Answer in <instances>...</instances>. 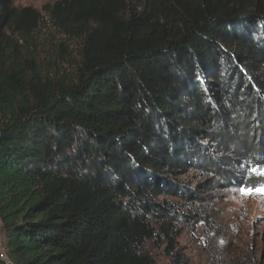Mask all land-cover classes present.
I'll list each match as a JSON object with an SVG mask.
<instances>
[{"label": "trees", "instance_id": "obj_1", "mask_svg": "<svg viewBox=\"0 0 264 264\" xmlns=\"http://www.w3.org/2000/svg\"><path fill=\"white\" fill-rule=\"evenodd\" d=\"M43 11L80 49L76 62L61 57L72 68L61 79L18 71L8 90L0 75L3 254L156 264L153 240L165 264H193L177 238L201 191L184 176L210 170L209 158L215 179L264 188V0H56ZM41 20L0 0V40L32 44Z\"/></svg>", "mask_w": 264, "mask_h": 264}, {"label": "rangeland", "instance_id": "obj_2", "mask_svg": "<svg viewBox=\"0 0 264 264\" xmlns=\"http://www.w3.org/2000/svg\"><path fill=\"white\" fill-rule=\"evenodd\" d=\"M54 1L13 0L17 7L30 6L40 11L42 20L36 33L39 39L32 44L15 39L11 32H6L0 40V75H9L8 90L15 84L18 71L25 78L34 72L42 79H61L64 72L72 74L71 66L61 57L68 56L70 63L76 62L80 39L64 38L51 26L43 6ZM261 129L258 133L263 136L264 127ZM205 161L208 162L205 167L211 171L195 169L181 182L201 192L192 203L191 215L197 214L195 219L180 223L182 232L177 238L180 251L193 264H264V188H243L223 178L215 179L212 170L219 163L215 166L211 159ZM174 199L182 204L186 202ZM144 250L156 264L168 260L163 245L153 240L146 243ZM0 264L5 263L0 260Z\"/></svg>", "mask_w": 264, "mask_h": 264}, {"label": "built area", "instance_id": "obj_3", "mask_svg": "<svg viewBox=\"0 0 264 264\" xmlns=\"http://www.w3.org/2000/svg\"><path fill=\"white\" fill-rule=\"evenodd\" d=\"M3 252H4V249H3L2 239L0 237V256L7 259L6 256L3 254Z\"/></svg>", "mask_w": 264, "mask_h": 264}, {"label": "water", "instance_id": "obj_4", "mask_svg": "<svg viewBox=\"0 0 264 264\" xmlns=\"http://www.w3.org/2000/svg\"><path fill=\"white\" fill-rule=\"evenodd\" d=\"M0 260L3 261L5 264H10V262L7 259H5L1 256H0Z\"/></svg>", "mask_w": 264, "mask_h": 264}]
</instances>
